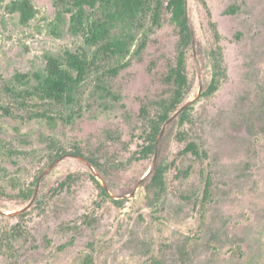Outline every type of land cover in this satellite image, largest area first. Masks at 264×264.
<instances>
[{"label": "rangeland", "instance_id": "374dc122", "mask_svg": "<svg viewBox=\"0 0 264 264\" xmlns=\"http://www.w3.org/2000/svg\"><path fill=\"white\" fill-rule=\"evenodd\" d=\"M13 1L0 0V92L5 82L25 87L17 73H44L47 56L70 49L92 58L95 47L72 32L60 0H31L37 13L27 24L8 10ZM162 1L160 26L140 40L147 46L98 61L77 103L57 110L82 106L71 123L14 118L0 107V187L12 194L0 196V264H264V0H185L191 88L154 156L139 160L150 121L173 95L180 51ZM214 78L218 89L203 95ZM0 100L19 111L7 94ZM189 142L207 155L184 153ZM157 165L162 184L152 180ZM18 181L35 182L30 202L15 196Z\"/></svg>", "mask_w": 264, "mask_h": 264}, {"label": "trees", "instance_id": "16d2710c", "mask_svg": "<svg viewBox=\"0 0 264 264\" xmlns=\"http://www.w3.org/2000/svg\"><path fill=\"white\" fill-rule=\"evenodd\" d=\"M59 4L61 14L71 13L72 32L82 34L86 39V43L95 47L93 56L88 58L85 54L66 49L63 57L47 56L44 73L35 72L33 75L17 73L15 79L23 82L25 87L18 88L5 82L3 91L0 92V99L2 94L5 93L19 106L17 112L3 106L0 100V107L6 115L27 120L56 121L61 119L66 123H71L75 118L82 115V106L66 116L59 115L57 110L72 107L77 103L81 87L87 77L97 69L98 61L124 58L132 52L136 44H138V47L135 53H140L148 43L147 39L141 42L140 40L146 32H153V27L160 26L163 7L162 0H60ZM166 7L171 12L172 20L179 27L180 32V51L177 64L169 76L174 90L173 95L163 102L158 117L150 121V130L146 138L148 142L143 146L139 155L136 156L139 160L154 156L156 142L163 126L179 111L191 88L187 72V61L188 51L192 46V37L186 16V2L185 0H168ZM88 8L92 10L91 13L87 12ZM8 10L19 12L23 24L29 23L37 13V9L31 0H14ZM150 23L151 25H149ZM128 65L129 61L118 63L108 68L105 74L117 75ZM32 79H36L37 84L31 85ZM1 81H4L2 75H0ZM217 89L218 85L214 78L202 94L207 95ZM185 111L179 113L182 121ZM180 139L184 140L185 135L182 134ZM183 152L193 153L197 158L202 154L207 155L195 142H189ZM67 153L66 150L62 149V152L51 156L47 167L52 166ZM20 154L24 153L20 152ZM76 155L85 158L100 171L96 159L85 156L80 149H77ZM160 171L159 166H155L152 180L156 183L160 181L162 184V173ZM93 179L100 190L110 197L106 188L94 175ZM24 184L18 181L13 185L14 188L19 190L15 196L20 199V203L30 202L35 193V182L27 186ZM211 184L212 176L209 174L206 177L205 196L210 194ZM155 185L159 186L158 184ZM0 196L12 197V194H8L0 187ZM26 214L27 212H23L21 216ZM67 246V243L62 244L59 249Z\"/></svg>", "mask_w": 264, "mask_h": 264}]
</instances>
